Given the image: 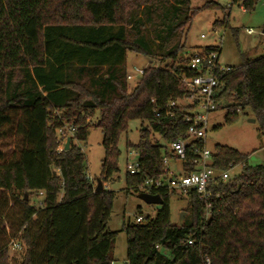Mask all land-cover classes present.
Listing matches in <instances>:
<instances>
[{"label":"trees","instance_id":"16d2710c","mask_svg":"<svg viewBox=\"0 0 264 264\" xmlns=\"http://www.w3.org/2000/svg\"><path fill=\"white\" fill-rule=\"evenodd\" d=\"M257 1L230 4L252 11ZM190 4L0 0V192L12 194L23 207L20 264H113L117 233L108 231L107 223L114 193L95 191L85 156L73 143L86 140L88 119L96 113L99 124L93 128L102 132L105 153L102 183L118 173L117 145L129 122L148 124L134 146L138 173H126L124 192L158 195L162 205L145 224H124L125 264H264V164L249 166L238 151L214 146L213 169L225 172L240 165L241 173L212 184L206 201L195 194L186 198L181 227L171 221L173 193L141 189L163 176L167 145L201 127L190 113L199 101L178 105L189 97L181 78L194 74L186 63L174 65L183 61L178 54L197 15ZM204 9L211 8L199 11ZM203 51L219 54L220 49ZM128 53L166 63L146 68L129 91ZM216 78L217 103L226 104L227 122L237 118V109L248 110L264 136V55L216 73ZM66 126L75 131L69 150L56 152V131ZM150 132L162 143L151 141ZM3 147L11 148L10 154ZM184 168L194 171L192 162ZM39 192L42 205H29ZM7 254L0 248V264H10Z\"/></svg>","mask_w":264,"mask_h":264},{"label":"rangeland","instance_id":"374dc122","mask_svg":"<svg viewBox=\"0 0 264 264\" xmlns=\"http://www.w3.org/2000/svg\"><path fill=\"white\" fill-rule=\"evenodd\" d=\"M208 5L211 9L199 11L203 6ZM190 7L196 10L190 29L186 38L182 41L183 48L178 54V60L174 65L184 66L189 58L202 52L207 47L220 49L219 63L222 67H237L248 60H255L264 55V0H258L254 10L245 11L238 5H231L230 0H191ZM218 8V9H216ZM220 8V9H219ZM199 11V12H198ZM224 21L226 24H224ZM250 29L252 34H247ZM166 60H159L157 57L150 59L142 55L128 53L126 66L128 73H133V68L145 70L148 67L165 65ZM169 63L168 65H170ZM139 79L128 82V90L131 91ZM191 105V100L180 101L179 106ZM226 104L216 112L206 114L197 107L191 110V114H199L207 117L205 129V147L212 152L214 146L220 145L238 151L246 157L249 166L264 164V136L259 131L258 122L248 110L238 113L237 118L228 123L226 119ZM99 115L96 113L88 119L89 129L86 140L83 142H73L81 153L85 156L86 171L92 179L94 187L96 180L101 181V166L104 160V149L102 146L103 135L99 128H93L98 122ZM148 124L140 121H131L125 133H122L118 141L119 157L117 159L118 173L114 174L106 182H101L102 187L114 193V200L107 230L117 233L112 256L113 264H125L127 241L122 231L124 224L136 223L135 219L141 217L143 224L148 219L156 216L159 206L147 205L141 201L137 195H126L125 175L127 165L137 161V146L140 140V133ZM68 130V127L66 126ZM150 130V129H149ZM151 141L162 143L160 137L150 132ZM65 145V143H64ZM168 146V145H167ZM62 147L63 142H58L56 149ZM130 147V149H128ZM7 154L11 148L3 147ZM56 152H58L56 150ZM169 168L174 174L182 172V164L178 161H170ZM242 167L237 165L229 170L230 178H234L241 173ZM16 196L18 194H15ZM42 195L33 194L28 203L33 207L42 205ZM187 200L177 194L169 197V210L172 223H177L181 212H186ZM23 215V207L17 202L12 194L0 192V248L7 249V263L20 264L25 253V246L19 241L21 233L18 231ZM187 215L185 216V218Z\"/></svg>","mask_w":264,"mask_h":264},{"label":"built area","instance_id":"2783aa9c","mask_svg":"<svg viewBox=\"0 0 264 264\" xmlns=\"http://www.w3.org/2000/svg\"><path fill=\"white\" fill-rule=\"evenodd\" d=\"M247 34H252L250 29L247 30ZM219 54L217 51L213 52H199L193 54L186 67L189 71L193 72L192 77H182L181 83L187 88L189 92L188 100L193 103L195 100L198 102V107L201 108L206 114L216 112L219 110V106L222 108L224 103H217V88L218 81L216 73H225L230 71V67H222L219 63ZM133 73H128L127 81H134L135 78L139 79L144 70L133 68ZM172 105H174L172 103ZM233 109L230 110V113ZM239 113V109L236 110ZM186 121H190L186 119ZM195 123H200L201 127L198 130L190 131L186 138L179 139L170 143L167 146L169 156L164 157L162 163L164 165V174L157 181L148 180L145 182L141 189H166L168 192L180 195L181 197L188 198L191 194H195L200 201H206L209 198V187L217 182L227 181L229 176V170L225 172H217L213 169L212 152L205 147V129L208 123L207 117L204 115L196 114L194 119ZM74 129L68 126V130L65 128L58 129L56 131L59 142L64 143L68 138H71L74 134ZM200 142V145H193V143ZM58 152L62 151V147L57 149ZM189 151L191 152L189 154ZM138 157V155H137ZM178 161L182 164V172L180 174H174L170 168V161ZM192 162L194 171L188 172L184 165ZM127 171L130 175L138 173V160L134 164L127 165ZM40 195H43L39 192ZM136 223L143 222V219L139 216L135 219ZM207 264L209 261L207 260Z\"/></svg>","mask_w":264,"mask_h":264},{"label":"water","instance_id":"95a60500","mask_svg":"<svg viewBox=\"0 0 264 264\" xmlns=\"http://www.w3.org/2000/svg\"><path fill=\"white\" fill-rule=\"evenodd\" d=\"M262 34L264 35V30L262 31ZM251 123H254L255 120H251L250 121ZM99 124V121L97 122V125ZM70 138H68L65 142V145H64V148L63 150L64 151H67L69 150V146H70ZM103 189L102 187V183L100 180H96V187H95V191L98 192V191H101ZM137 197L143 201L145 204L147 205H155V206H160L162 205V200L161 198L158 196V195H151V194H148V193H141V194H138ZM27 200V196H25V201ZM185 216H186V213L185 212H181L178 216V220H177V225L179 227H181L183 225V222H184V219H185Z\"/></svg>","mask_w":264,"mask_h":264},{"label":"crops","instance_id":"0c3cea01","mask_svg":"<svg viewBox=\"0 0 264 264\" xmlns=\"http://www.w3.org/2000/svg\"><path fill=\"white\" fill-rule=\"evenodd\" d=\"M172 163H175V161L171 160ZM104 189V188H103ZM160 207V206H159Z\"/></svg>","mask_w":264,"mask_h":264}]
</instances>
